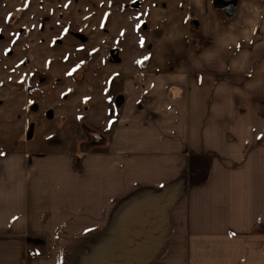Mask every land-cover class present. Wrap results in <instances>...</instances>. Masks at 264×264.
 I'll use <instances>...</instances> for the list:
<instances>
[{
    "label": "crops",
    "instance_id": "0c3cea01",
    "mask_svg": "<svg viewBox=\"0 0 264 264\" xmlns=\"http://www.w3.org/2000/svg\"><path fill=\"white\" fill-rule=\"evenodd\" d=\"M189 1L198 41L183 48L187 32L183 59L162 69L145 55L119 70L104 38L76 61L15 64L71 95L49 96L50 118L28 94L10 102L13 122L0 106V146L19 131L0 148V264H264V0H241L233 16ZM79 65L72 91L59 67Z\"/></svg>",
    "mask_w": 264,
    "mask_h": 264
},
{
    "label": "rangeland",
    "instance_id": "374dc122",
    "mask_svg": "<svg viewBox=\"0 0 264 264\" xmlns=\"http://www.w3.org/2000/svg\"><path fill=\"white\" fill-rule=\"evenodd\" d=\"M137 1L139 8H136L135 0H0V96L5 95L7 91L13 95L10 100L9 97L0 98V106L15 100L18 106L25 102L19 99L20 96L25 97L28 94L33 96V101L35 100L31 104L34 112L43 110L46 117L50 118L52 101L49 96L53 94V98L58 97L57 99L61 102L64 98L69 99L71 91H65L68 88L62 89L60 93H53L57 91L55 88H51V91L44 90L42 86L45 80L43 81L42 78L48 75L45 73L41 75L42 68L34 70L36 76L34 79V75H30L29 72H20L15 64L25 59L37 58L40 60L51 58L57 63H62L64 60L69 62L72 59L76 61L80 57L76 52L80 46L86 45L88 49L90 45L96 44L102 38H104L103 42L117 46L115 52L119 60L116 62L123 64L119 65V70H124L123 66L127 60L135 64L145 55L147 59L143 57L142 60H146L149 69H162L163 67L155 65L160 61L174 64L183 59V51L176 53L177 45L180 48L183 42L180 38L190 31L192 41L185 37L183 48H187L189 42L195 44L198 41L194 25L200 22V15L194 7L195 4L190 8L193 16L189 18L185 15L186 5L190 4L189 0ZM211 2L212 6H215V1L211 0ZM18 15L19 17L16 18ZM141 38L144 39L143 44H141ZM39 39L43 41L40 42ZM49 40L50 46L46 49ZM45 41L47 42L43 46ZM40 46L43 48L40 49ZM30 49H33L34 55L31 54ZM82 55L88 58L87 52ZM79 67L81 66L79 65L78 69L70 75L63 71L65 67H59L62 71L60 76H67L66 81H69L67 86L71 83L76 84L72 91L81 89L78 83L85 67ZM33 69L29 68L28 71ZM17 72L23 77H20ZM21 80L23 85H20ZM89 83L87 79V85ZM12 86L15 87L14 90ZM31 89L34 93H30ZM82 95L84 93L80 91L75 97L79 98V103L71 106L74 111L77 107L85 109L81 103L84 98L79 97ZM117 103L118 101L113 102L114 109ZM91 105H94L93 102ZM7 107L9 113L15 105L10 103ZM87 107H90L88 102ZM107 107L110 109L111 105L107 104L105 108ZM7 116V114L1 115L0 121L5 122ZM9 117L13 122L15 113L12 114L11 111ZM21 117L25 119L22 113ZM87 120L90 119L87 118ZM47 121H50L47 122L48 126L53 123L59 126L64 124V121L60 123L54 120ZM86 126L88 130L93 127L89 124ZM7 132L8 137L5 140L10 141V145H2L0 148L13 149L12 140H15L14 135L19 134V131L8 128ZM13 245L15 244H6V250H14Z\"/></svg>",
    "mask_w": 264,
    "mask_h": 264
},
{
    "label": "flooded vegetation",
    "instance_id": "af4514ba",
    "mask_svg": "<svg viewBox=\"0 0 264 264\" xmlns=\"http://www.w3.org/2000/svg\"><path fill=\"white\" fill-rule=\"evenodd\" d=\"M215 1V6L216 5H220V6H225V8H227L228 10L230 9V3L232 2V5L233 6V2H236L237 1V4L240 5L241 4V0H214ZM238 1H240L238 3ZM217 7V6H216ZM220 8V7H219ZM195 26V25H194ZM33 88V87H32Z\"/></svg>",
    "mask_w": 264,
    "mask_h": 264
},
{
    "label": "water",
    "instance_id": "95a60500",
    "mask_svg": "<svg viewBox=\"0 0 264 264\" xmlns=\"http://www.w3.org/2000/svg\"><path fill=\"white\" fill-rule=\"evenodd\" d=\"M231 5H232V2L230 3V9L229 10L227 8H225V6H220V5L219 6L216 5V6L218 8L220 7V9H223L228 14V16H233L237 11V6H238L237 1L233 2V6H231Z\"/></svg>",
    "mask_w": 264,
    "mask_h": 264
},
{
    "label": "snow or ice",
    "instance_id": "6c2138e0",
    "mask_svg": "<svg viewBox=\"0 0 264 264\" xmlns=\"http://www.w3.org/2000/svg\"><path fill=\"white\" fill-rule=\"evenodd\" d=\"M139 27V26H138ZM144 43V39L143 38H141V44H143ZM145 59H147V57H145ZM71 73H69V75H70ZM0 155H2V153H0Z\"/></svg>",
    "mask_w": 264,
    "mask_h": 264
},
{
    "label": "trees",
    "instance_id": "16d2710c",
    "mask_svg": "<svg viewBox=\"0 0 264 264\" xmlns=\"http://www.w3.org/2000/svg\"><path fill=\"white\" fill-rule=\"evenodd\" d=\"M139 3H138V1L137 0H135V5H136V8H139V5H138Z\"/></svg>",
    "mask_w": 264,
    "mask_h": 264
},
{
    "label": "built area",
    "instance_id": "2783aa9c",
    "mask_svg": "<svg viewBox=\"0 0 264 264\" xmlns=\"http://www.w3.org/2000/svg\"><path fill=\"white\" fill-rule=\"evenodd\" d=\"M30 93H34V90H33V89H31Z\"/></svg>",
    "mask_w": 264,
    "mask_h": 264
}]
</instances>
